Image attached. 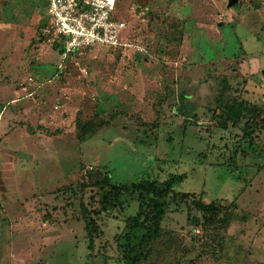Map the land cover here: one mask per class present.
I'll return each instance as SVG.
<instances>
[{
    "label": "rangeland",
    "instance_id": "rangeland-1",
    "mask_svg": "<svg viewBox=\"0 0 264 264\" xmlns=\"http://www.w3.org/2000/svg\"><path fill=\"white\" fill-rule=\"evenodd\" d=\"M117 14L140 50L66 55L46 0H0V264H264V0Z\"/></svg>",
    "mask_w": 264,
    "mask_h": 264
},
{
    "label": "built area",
    "instance_id": "built-area-1",
    "mask_svg": "<svg viewBox=\"0 0 264 264\" xmlns=\"http://www.w3.org/2000/svg\"><path fill=\"white\" fill-rule=\"evenodd\" d=\"M47 13L64 54L95 45L136 48L124 40L127 22L117 14L118 0H46Z\"/></svg>",
    "mask_w": 264,
    "mask_h": 264
},
{
    "label": "trees",
    "instance_id": "trees-1",
    "mask_svg": "<svg viewBox=\"0 0 264 264\" xmlns=\"http://www.w3.org/2000/svg\"><path fill=\"white\" fill-rule=\"evenodd\" d=\"M233 111V110H232ZM242 112V110L239 108V111L238 112H235V115L237 116V117H239L240 116V114L239 113H241ZM78 126L79 127H81L82 126V124H81V122H80V120H78ZM79 139H83V135L81 134L80 136H79ZM175 182H173V180H169V181H167V182H165V183H163L164 185H162V188L164 189V188H166V187H171L172 186V184H174ZM138 188H139V190H141V191H149V190H151V189H155L154 187H153V185L151 184H147V183H145V184H142V185H139L138 186ZM117 190H116V187H113V185H112V188H111V191L109 192V194H104L103 195V198H104V200L106 201L107 200V198L109 199V197L110 196H117ZM162 193V192H161ZM153 206H154V208H155V211L157 210L158 211V209L162 206V204H161V200L159 199L157 202H154L153 203ZM195 207H197V209L199 210V211H202V213L204 214V217L206 218V219H210V217L216 212V211H218L219 210V208L216 206V204H215V202H211V203H209V204H207V203H205V202H202V201H198V202H196L195 203ZM159 213H157V215H158V220L160 219V217H161V214L163 213L162 211H158ZM136 223V225H138V223L137 222H135ZM129 227H132L130 224H129ZM130 230H131V228H130ZM137 231H140V229H136V230H131V231H129L128 233H127V235H125V239L128 241L127 243H128V247H130V248H132V250H134L135 252H136V248L137 247H139V246H141V245H143L144 243H146L145 241L147 240V239H149L150 237H152V236H154L155 235V231H156V228H154V225H151V226H146L145 227V234H140V235H137L136 233H137ZM138 237H140V242H131V240H134V239H137ZM121 238V237H120ZM94 237H91V240L92 241H94Z\"/></svg>",
    "mask_w": 264,
    "mask_h": 264
},
{
    "label": "water",
    "instance_id": "water-1",
    "mask_svg": "<svg viewBox=\"0 0 264 264\" xmlns=\"http://www.w3.org/2000/svg\"><path fill=\"white\" fill-rule=\"evenodd\" d=\"M238 0H229V6H233Z\"/></svg>",
    "mask_w": 264,
    "mask_h": 264
}]
</instances>
